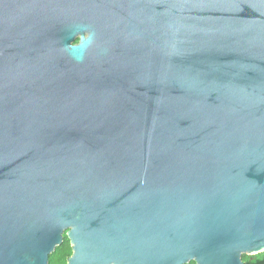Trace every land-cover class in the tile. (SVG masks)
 Wrapping results in <instances>:
<instances>
[{
	"label": "water",
	"instance_id": "1",
	"mask_svg": "<svg viewBox=\"0 0 264 264\" xmlns=\"http://www.w3.org/2000/svg\"><path fill=\"white\" fill-rule=\"evenodd\" d=\"M245 264L264 252V0H0V264Z\"/></svg>",
	"mask_w": 264,
	"mask_h": 264
},
{
	"label": "trees",
	"instance_id": "2",
	"mask_svg": "<svg viewBox=\"0 0 264 264\" xmlns=\"http://www.w3.org/2000/svg\"><path fill=\"white\" fill-rule=\"evenodd\" d=\"M72 255L73 247L71 240L68 235L65 234L63 244L57 247L55 252L50 256L49 264H67ZM243 261L245 264H264V252L255 257L244 255ZM190 264L197 263L191 262Z\"/></svg>",
	"mask_w": 264,
	"mask_h": 264
},
{
	"label": "rangeland",
	"instance_id": "3",
	"mask_svg": "<svg viewBox=\"0 0 264 264\" xmlns=\"http://www.w3.org/2000/svg\"><path fill=\"white\" fill-rule=\"evenodd\" d=\"M65 234H68V232H66ZM65 234H64V235H65ZM257 255H258V254H257ZM248 256H252V257H255L256 255H248Z\"/></svg>",
	"mask_w": 264,
	"mask_h": 264
}]
</instances>
